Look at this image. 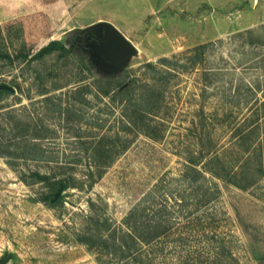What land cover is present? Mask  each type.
<instances>
[{"label":"rangeland","instance_id":"rangeland-1","mask_svg":"<svg viewBox=\"0 0 264 264\" xmlns=\"http://www.w3.org/2000/svg\"><path fill=\"white\" fill-rule=\"evenodd\" d=\"M100 21L138 49L120 70L70 44ZM0 28V85L14 88L0 94V259L264 264L257 160L248 189L205 168L237 170L264 153V0H0ZM55 39L73 51L33 59ZM193 166L204 178L185 175ZM62 178L77 186L45 201ZM159 226L127 256L75 238Z\"/></svg>","mask_w":264,"mask_h":264},{"label":"trees","instance_id":"trees-1","mask_svg":"<svg viewBox=\"0 0 264 264\" xmlns=\"http://www.w3.org/2000/svg\"><path fill=\"white\" fill-rule=\"evenodd\" d=\"M1 29V28H0ZM60 52L63 55H67L69 53H71L73 51L72 48H69L64 42L55 39L50 41L48 44H46L43 48H41L33 57V59H40L43 58L47 55H50L54 52ZM7 57H11L9 54L6 55ZM105 80H107L108 82H110V78H105ZM120 87H123V85H121ZM13 91L10 90H0V94L3 93H10ZM110 93V91H104V94L108 95ZM260 127V124H257L254 122V126H251V129L249 131L250 134L255 133ZM257 149H254L252 152H249L248 157L246 158V160L244 161V163H242V165L237 169V170H233V171H228L225 167L224 163H221L223 166L221 167L220 171L217 169H207V166L205 165L206 171H208L209 173L216 175L217 177L221 178L222 180H224L227 183H231L234 184L235 186L241 188V189H248L250 187H252L254 185V182H249V183H243V181L252 176V172L249 169V167L247 166L249 161H251L252 159H256V166L258 168H260V170L262 171V173H264V153H257ZM219 162L221 161V159L218 157ZM204 161L203 158L198 159L197 161H195L193 164H201ZM191 171H195L197 174H199L198 178L203 177L204 178V174L199 170L196 169V167H189L187 168L186 171V176L189 175V173ZM226 173H223L225 172ZM39 180H43V181H47L50 179V176L48 175H40L37 174ZM63 186V191L67 190L69 187L71 186H77L74 182H70L69 179L66 178H62L59 179L57 181H55L52 185H51V192L53 193H48L44 200H48V199H53L55 197L56 192L58 191V189ZM63 195H61L57 200H55L54 202L52 201V203H58V202H62L63 201ZM130 216L126 218L125 223H128L129 226L131 225V220H130ZM92 221H95L96 224L99 223V225H101L102 223V218L100 216H93L91 217ZM107 222V220H104V224ZM164 229L159 226V228L157 229L156 232L152 233H145L142 232L141 234H137L136 231L133 232H129L126 233L124 236L127 238H123L122 235H118V233L115 230V233L111 235V239L110 236L109 237H105L104 232H102V230H98L99 232L95 233V232H89L88 230L84 231L82 234L77 235L76 241L80 242V243H86L91 247H99L100 250H106L108 249L109 246L112 247L113 251H108L109 254H111L112 256L121 254L123 256H127V254H131V250L132 248H134L137 244V242H141V243H148L157 237H160L162 234L165 233V231H163ZM111 240V241H110ZM129 240H131L133 242V247L129 244ZM109 241H110V245H109ZM108 254V253H107ZM111 261L113 260V258L110 259Z\"/></svg>","mask_w":264,"mask_h":264},{"label":"water","instance_id":"water-1","mask_svg":"<svg viewBox=\"0 0 264 264\" xmlns=\"http://www.w3.org/2000/svg\"><path fill=\"white\" fill-rule=\"evenodd\" d=\"M251 3L254 0H250ZM92 30H95L92 31ZM84 32H93L101 40L99 44H94L96 48L95 57L97 61L104 66L113 68L114 71L120 70L121 67L130 59L132 55L138 53V49L134 46L126 36L112 23L100 21L88 26ZM0 90L13 91L14 88L8 84H1ZM63 194V186H61L52 199L54 202ZM11 255H6L0 259V264H7L11 260Z\"/></svg>","mask_w":264,"mask_h":264},{"label":"flooded vegetation","instance_id":"flooded-vegetation-1","mask_svg":"<svg viewBox=\"0 0 264 264\" xmlns=\"http://www.w3.org/2000/svg\"><path fill=\"white\" fill-rule=\"evenodd\" d=\"M100 39L93 32H86L84 34H77L74 37H71L70 44L72 47L80 46V48L90 49L95 53L96 48L93 46L95 43L99 44ZM104 68L113 71V68L109 66H103Z\"/></svg>","mask_w":264,"mask_h":264},{"label":"crops","instance_id":"crops-1","mask_svg":"<svg viewBox=\"0 0 264 264\" xmlns=\"http://www.w3.org/2000/svg\"><path fill=\"white\" fill-rule=\"evenodd\" d=\"M73 1H75V0H63V2H64V4H70L71 2H73ZM254 2H255V0H254ZM55 4V3H54ZM68 6V5H67Z\"/></svg>","mask_w":264,"mask_h":264}]
</instances>
